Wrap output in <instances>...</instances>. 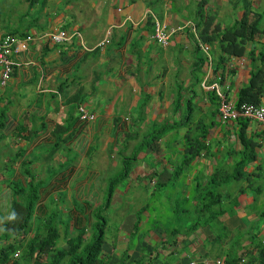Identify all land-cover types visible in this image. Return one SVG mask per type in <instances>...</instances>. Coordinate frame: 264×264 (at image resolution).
I'll list each match as a JSON object with an SVG mask.
<instances>
[{
	"label": "crops",
	"instance_id": "obj_1",
	"mask_svg": "<svg viewBox=\"0 0 264 264\" xmlns=\"http://www.w3.org/2000/svg\"><path fill=\"white\" fill-rule=\"evenodd\" d=\"M194 1L191 7L192 0H36L33 4L31 0H0V36H32L26 50L11 53L10 77L6 86L0 87V236L13 200L9 182L24 184L25 169L29 168L35 179L41 181L39 210H46L36 213L37 216L45 218L46 214L54 213L51 204L62 203L66 208L70 205L63 235L68 232L76 235L80 231L87 234L93 222L92 203H98L100 195L93 188L103 171L120 170L122 160L134 154L141 131L149 126L167 119L178 127L198 115L209 118L195 117L197 129L200 128L196 137L189 134L188 128L175 136L160 135L136 155L128 175L119 184L134 181L147 187L149 182L166 185L171 180L174 186L182 181L183 187L176 189L185 204L181 206L178 199L165 194V217L192 209L195 215L191 219L209 221L184 237L192 222L185 226L177 215L178 227H173L175 222L166 224L165 231L154 229L148 233L154 239L140 238L133 250L135 255L130 252L125 264L139 258L142 250L150 247V240L162 243L165 233L170 241L174 232L180 236L165 246V264H215L224 259L225 251L233 256L251 252V257H258V245H264V125L244 118L245 136L253 142L256 158L245 167L247 177L235 180L240 188L231 192L226 184L221 197L223 206L212 217V210L202 209L199 200L204 189L201 192L198 189L208 182L213 171L220 169L218 159L223 155L226 169L220 170L233 169V156L242 148L239 124L237 120L219 119L212 99L216 91L204 85L217 82L213 65L209 75L206 62L200 68L196 66L203 55L197 50L190 30L185 28L173 34L167 47L160 46L152 37L154 17L168 26L196 21L199 0ZM235 3L210 0L205 7L210 13L209 24L201 28L208 32L213 27L217 30L233 24L242 12ZM189 7L191 11L187 13ZM216 13L220 19H215ZM61 32L67 39L53 42L51 35ZM107 35L108 43L99 46ZM263 44L264 36L256 35L246 41L241 56L230 58L229 75L218 89L235 103L238 90L250 78L248 53ZM209 45L215 59V45ZM173 49L181 58L179 66L171 60ZM241 58L243 64H239ZM197 69L201 76L195 75ZM188 103L190 113L186 112ZM79 107L93 119L81 120ZM193 140L202 141L207 149L184 167L182 177L180 174L172 180L179 164L175 165L176 162L182 161L186 146ZM14 156L16 159L11 162ZM55 165L60 168L44 181L42 173ZM74 201L82 205H74ZM144 215L148 222L150 215L147 212ZM132 228L128 236L132 235ZM117 244L114 249L120 259L130 247L123 239ZM106 255L109 261L115 258L110 253ZM158 256L151 254L149 259L154 258L156 264ZM5 264L27 263L14 259Z\"/></svg>",
	"mask_w": 264,
	"mask_h": 264
},
{
	"label": "trees",
	"instance_id": "obj_2",
	"mask_svg": "<svg viewBox=\"0 0 264 264\" xmlns=\"http://www.w3.org/2000/svg\"><path fill=\"white\" fill-rule=\"evenodd\" d=\"M35 1L31 0V3L33 4ZM208 2L209 0L198 1L196 10L198 19L196 25L200 28L199 36L207 43L215 45L213 48V51L216 52L215 59H213L215 63L213 72L222 75V73L225 74L226 71H229L226 62L230 61L231 56H241L245 50L246 41L253 40L256 35L264 36V28L260 26V15L256 13L251 15L253 8L252 0H239L238 3L242 6V13L238 19H235L233 24L217 30L213 27L210 31L206 32V29L202 28L209 24L207 21L210 14L204 11V6ZM248 55L251 59L250 78L248 84L238 90L236 97L237 106L245 102L258 104L264 96V44L258 50L250 49ZM203 62L204 58H199L196 66L200 68ZM178 99L180 100V97ZM212 99L213 104L218 109V96L216 95ZM186 112H191V103H188ZM236 120L239 124L238 137L242 145L238 153L239 158H235L234 167L230 172L231 175L229 178L225 179L228 177V175L222 176V173L225 171L217 169L210 174L208 182L202 188L198 189L199 192L204 189L199 202H201L200 205L205 211L213 210L214 206L220 203L223 190L226 189V184L231 181V178L240 180L247 177L245 167L256 158L254 144L245 136L246 121L244 117H238ZM176 125H168L169 130ZM169 130L164 126L158 131L150 133L155 137H152V135L150 137L148 136L149 140H145L139 147L137 146L134 154L126 159V161L130 160V164L123 166V172L109 180L107 187L108 199L105 202L106 207L109 205L110 198L116 186L128 175L133 162L136 160V155L156 138H159L160 135H163ZM202 130L205 132L206 127ZM206 149V145L200 140L190 142L186 146L185 156L173 171L171 179L175 180L182 173L184 167H187L196 156ZM16 156L11 158L10 161H15ZM25 177L27 181L24 184L16 181L9 182L13 200L7 215L8 217L1 227L0 264L8 262L13 257V254L19 251L25 255V263L27 264H42V261H46L48 264H108L109 258H106L103 252V245L106 243L104 240L106 221L101 217V209L94 210V214L92 215L95 220H93L87 234L83 231H80L76 235L68 232L65 235L67 238L66 246L61 249H56V242L60 238L61 232L59 231L57 223L52 219L55 211L54 213L46 214L45 218L37 216L36 213H41L46 210V208H41V211L39 210L41 200L39 186L41 185V181L35 179L34 173H31L29 168L25 169ZM46 207L49 209L50 206L46 204ZM144 211L145 208L142 207L139 213L142 214ZM214 212L212 211V216ZM101 219H103L102 222L100 221ZM181 221L182 219L179 220V222ZM208 221L209 219L203 220L202 218L191 219L190 222H192V225L186 227L184 237H188L190 232L195 230L196 226ZM175 226L178 227L177 224L173 227ZM178 229L180 230V228ZM90 231L93 232L91 233ZM64 234H66V230H64ZM178 234L180 235V233L174 232L169 242H176V236ZM250 254L251 252L242 251L233 256L230 252L225 251L221 264H264L263 244L258 245V257H251ZM246 257L249 258L245 259ZM154 258H151V260ZM128 259L129 254L127 251H124L117 264H125ZM143 259L144 257L140 256L137 259L130 260L128 264H139Z\"/></svg>",
	"mask_w": 264,
	"mask_h": 264
},
{
	"label": "rangeland",
	"instance_id": "obj_3",
	"mask_svg": "<svg viewBox=\"0 0 264 264\" xmlns=\"http://www.w3.org/2000/svg\"><path fill=\"white\" fill-rule=\"evenodd\" d=\"M194 2L195 1L192 0L191 7L194 6ZM191 7L186 9L187 13L191 11ZM224 7L226 9V2L224 4ZM252 12L256 14H260V26L261 28H264V0H254ZM196 19H198V16H196ZM215 19H220L217 13H216ZM222 20L224 21L226 19L223 18ZM170 52H171L170 54L171 60L174 62L176 66H179V63L180 64L182 63L181 58H179L176 55V51L174 49L171 50ZM198 70L199 69H197V73L195 75L201 76V72H199ZM196 116L198 117V115ZM196 116H193L190 122L188 123H183L182 125L178 127H176L177 126L176 125L174 132H171V133L166 132V133L170 136H175L176 134H180L181 132L187 131V128H188L189 134L191 136L196 137L198 130H200V128L197 129L198 123L195 124ZM207 118L209 117L201 116V117H198L197 120H203ZM168 124H169L168 120L165 119V122L160 123V124L151 125L145 131H141L140 138L136 141L138 147L141 143H144L145 140H149L148 138L150 137V135H152L150 134L152 130L157 131L161 129L162 126L163 127L165 126V128L169 130ZM172 129L173 128H171L170 131ZM145 134H147L149 137L146 136L143 139ZM152 137H155V136L152 135ZM223 157L224 155L221 158H219L218 161H219L220 169L225 170L226 169L224 168L225 161ZM233 157H234L233 159L239 158V154ZM127 158L128 157L124 158L121 162V165H119L120 170L110 171L107 169L103 171V176L95 183L94 188H93V190H98L100 195H99V202L96 204L92 203V210H91L92 214H94V210H97L100 208L101 217H103L106 221V227L104 230V234H105L104 240L106 242L104 245V249H103L105 252L104 255L106 256V258H110L106 255V253H110V256L112 255V257H115L114 259L108 261V264H116L119 262V258L118 256H116V253L118 251L114 248H116L115 246L118 245L117 243H119L120 239H123L124 242H129L130 251L127 253L130 254L131 252L133 254L135 253L133 252L134 248L136 247L135 244H137L140 238H143V237L147 238V236H151L152 239H154L152 234H148V233H151L152 230L157 229V230L165 231L166 224H168V226L172 225L174 222L177 224V219H176L177 215L181 216L182 221H184L185 226H187L188 225L187 222H190V218L195 215L192 209L189 212H187V210L185 209L184 210L185 212H181L179 210L176 213H172L171 215L165 217L167 215V212H165V194L167 195L168 193H170L171 196L179 200L181 206L185 204L184 203L185 201H182L183 196L180 195V190L176 189L179 186L183 187V182L181 181V183H179L180 181H178L177 184L173 186L172 185L173 181L171 180L166 185L165 183L160 184V181L157 184H153L154 181L152 182V184H150L149 182L147 183V187L139 185V184H135L134 181H132V183L130 184H128V181H124V183L117 185V187L114 189L112 197H111V201L109 205L106 207L105 202L108 199L107 187L109 184V180L115 177L116 175H119L120 173H122L123 166L130 164V160L126 161ZM167 159H171V161H173V159L170 158L169 156H167ZM175 162L176 160L174 161V163ZM178 163L180 162L177 161L175 165H177ZM56 167L57 166L55 165L53 169H47L45 170L44 173H42V178L44 181H47L50 177H52L54 172H56V170L60 168V167L58 168ZM231 170L229 169L228 172L226 171L223 172L222 176L228 175V177H226L225 179L229 178L231 175L230 173ZM182 172H186V169H184ZM183 174H181L180 177H182ZM230 180L231 181L228 182L229 191L235 192L236 189L241 187V185L238 186V182H236L233 178H231ZM165 189L169 191L165 192ZM186 190H188V188ZM48 204L50 205L51 202L48 201ZM73 204L74 205L76 204L79 207L82 205L78 201H74ZM51 205L55 207L54 211H56L57 209L59 211L57 213L55 212L54 216H52V219L57 223L59 227V231L61 232L60 238L56 242V249H61L64 247L66 243L63 241V240H66L65 235H63V231L65 229L64 227H66L67 220H69V214H67L66 211L68 210V207L70 205H67V208L62 203H56V204H51ZM220 206L221 207L223 206V200L220 201L219 204H216L214 206L212 211H215L216 213H214L212 217L216 216L217 212L220 209ZM142 207H144L145 212H147L150 215L148 222L145 221L146 220L145 215H144L145 212H143L142 214L139 213V210ZM153 207H155L154 211L152 210ZM93 220H95L94 217H93ZM36 221H38V219H36ZM100 221L102 222L103 219H101ZM130 224L131 225L134 224L133 228L131 227ZM131 228H132L131 233L133 236L132 235L128 236V233L131 231ZM90 232L92 233L93 231H90ZM179 236L180 235L178 234L176 236V239H178ZM162 238L164 242L162 241V243H159V244L153 243L154 240L149 241L150 247H148L146 250L145 249L142 250L141 256L144 257V259L139 264H154L153 263L154 259L152 260L149 259V255L151 256V254H155V253L159 255L158 256L159 260L156 262V264H165V259H164L165 249L164 248L165 246L170 245V242L167 241L168 238L165 237V233L162 235ZM114 244L116 245L114 246ZM134 255L135 254H133V256ZM16 260L26 262L25 255L23 253H20L19 257Z\"/></svg>",
	"mask_w": 264,
	"mask_h": 264
},
{
	"label": "built area",
	"instance_id": "obj_4",
	"mask_svg": "<svg viewBox=\"0 0 264 264\" xmlns=\"http://www.w3.org/2000/svg\"><path fill=\"white\" fill-rule=\"evenodd\" d=\"M177 29H181L180 26L177 28L174 27H166L162 23L155 21V32L154 39L163 47H166L169 43V37L173 34ZM31 39L30 35L25 36L24 38H19L12 35H5L4 37H0V86L4 87L11 71V61L9 55L12 49H21L24 50L27 48L28 41ZM54 41H59L61 39H66L63 33L59 35H55L52 37ZM107 40L105 39L100 43L103 45ZM199 48L207 55V59L209 64L211 63L210 56L208 55L209 47L207 44H204L198 41ZM244 59H239V64H243ZM210 74V67L208 68L207 75ZM227 71L221 74H213V76L217 79V82L214 81L211 84H204L205 87H208L212 90L216 91V94L219 98V106H218V116L222 121H230L235 120L238 117H245L250 120H255L260 124L264 125V102L255 104V103H240L238 106L235 102L228 97L226 92H222L218 89L219 83L226 81ZM229 78V77H228ZM227 84L225 83V86ZM228 88V85L226 86ZM79 118L81 120H91L93 116L88 114L84 108H79Z\"/></svg>",
	"mask_w": 264,
	"mask_h": 264
},
{
	"label": "clouds",
	"instance_id": "obj_5",
	"mask_svg": "<svg viewBox=\"0 0 264 264\" xmlns=\"http://www.w3.org/2000/svg\"><path fill=\"white\" fill-rule=\"evenodd\" d=\"M210 1V0H209ZM232 1H234V2H236L235 4L236 5H238V6H240V4L238 3V1L239 0H232ZM253 3H254V0H252V5H253ZM207 5V4H206ZM206 5L204 6V11L205 12H207L206 10H205V7H206ZM241 8H242V6H241ZM241 11H242V9H241ZM208 13V12H207ZM242 13V12H241ZM210 14V13H209ZM253 14V12H251V15ZM155 21H158V22H160V23H162L163 25H165L166 27H174V28H177L178 26H180L181 27V29H177L173 34H175L176 32H179V31H181V30H183V29H185V28H188L189 30H190V33L192 34V36L194 37V42H195V45H196V47H197V50L199 51V52H201L202 53V55L204 56V62H206V64H207V66H208V68L209 67H212V65H213V67H214V62H213V56H212V54H211V48H210V45H209V43H207L206 41H204L200 36H199V31H200V28L199 27H197V25H196V21H186V22H184V23H182V25H175V26H168L167 24H164L163 22H161V21H159V19H157V18H155L154 17V20H153V24H154V32H155ZM154 32H153V35H154ZM61 33H63L64 35H65V37H66V39H67V36H66V34L64 33V32H61ZM61 33H57V34H53V35H51V37H53V36H55V35H59V34H61ZM173 34H171V36L173 35ZM5 35H12V36H16V37H19V38H24L25 36H27V35H30V34H25V35H22V36H17V35H13V34H5ZM5 35H3V36H0V37H4ZM48 35V34H47ZM153 35H152V37H153ZM31 36V35H30ZM171 36L169 37V40H170V38H171ZM31 38H32V36H31ZM52 39V38H51ZM66 39H61V40H59V41H54L53 39H52V41L53 42H61V41H64V40H66ZM107 40L104 44H106V43H108V41H109V39H108V35L107 36H105L102 40H101V42L102 41H104V40ZM153 39H154V37H153ZM31 40V39H30ZM29 40V41H30ZM155 40V39H154ZM29 41H28V43H29ZM156 41V40H155ZM198 41H200V42H202V43H204V44H207L208 45V47H209V50H208V55L210 56V59H211V63L209 64V62H208V59H207V55L199 48V46H198ZM100 42V43H101ZM157 42V41H156ZM100 43H99V46H103V45H100ZM158 43V42H157ZM159 44V43H158ZM28 45V44H27ZM160 45V44H159ZM168 45H169V43H168ZM167 45V46H168ZM161 46V45H160ZM166 46V47H167ZM163 47V46H162ZM27 49V48H26ZM26 49H24V50H26ZM15 50V48L14 49H12V51H11V53L13 52ZM16 50H21V49H16ZM11 53H10V55H11ZM10 55H9V58H10ZM10 61H11V59H10ZM229 62H231V61H227L226 62V66L229 64ZM12 63V62H11ZM11 72V71H10ZM212 72H213V68H212ZM213 74H215L214 72H213ZM9 77H10V74H9ZM9 79V78H8ZM7 82H8V80H7ZM7 82H6V84H7ZM6 84H5V86H6ZM4 86V87H5ZM1 87V86H0ZM4 87H1V89H3ZM260 103H263V102H260ZM259 104V103H258ZM80 108V107H79ZM78 108V109H79ZM89 114V113H88ZM217 115H218V109H217ZM219 117V116H218ZM245 118V117H244ZM220 119V118H219ZM247 119V118H246ZM222 121V120H221ZM20 251L19 252H15L14 254H13V257L10 259V261H12V260H14V259H17L18 257H19V255H20ZM222 263V261L221 260H218L215 264H221ZM191 264H193V263H191Z\"/></svg>",
	"mask_w": 264,
	"mask_h": 264
}]
</instances>
